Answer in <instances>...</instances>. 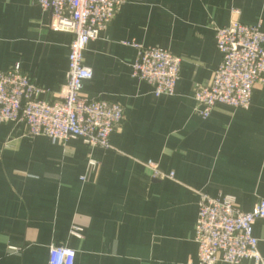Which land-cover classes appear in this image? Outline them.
Listing matches in <instances>:
<instances>
[{
	"label": "crops",
	"instance_id": "crops-1",
	"mask_svg": "<svg viewBox=\"0 0 264 264\" xmlns=\"http://www.w3.org/2000/svg\"><path fill=\"white\" fill-rule=\"evenodd\" d=\"M233 20L264 30V0H128L121 7L84 51L93 76L81 94L124 107L110 148L30 137L22 122L0 125V264H49L52 245L73 249L75 264H196L201 193L231 195L244 212L264 199V80L249 109L220 104L203 118L194 98L221 61L215 27ZM51 23L32 0H0V70L20 63L49 101L66 81L72 41ZM128 41L181 57L173 95L156 96L133 77L137 49ZM148 162L173 177H155ZM254 235L264 257V219Z\"/></svg>",
	"mask_w": 264,
	"mask_h": 264
},
{
	"label": "built area",
	"instance_id": "built-area-1",
	"mask_svg": "<svg viewBox=\"0 0 264 264\" xmlns=\"http://www.w3.org/2000/svg\"><path fill=\"white\" fill-rule=\"evenodd\" d=\"M52 15L51 27L72 34L66 81L57 99L46 100L47 91L24 72L20 63L0 70V125L24 123L30 137L47 136L66 141L81 138L91 147L110 148L111 134L125 118L120 102L88 98L81 94L83 82L93 73L84 63L89 41L96 39L128 0H32ZM216 47L221 61L209 83L194 91L197 111L210 116L217 105L249 109L257 83L264 80V30L261 23L233 20L215 27ZM125 44L137 49L132 75L150 84L156 96L173 95L180 78L182 59L168 49L135 41ZM96 162L90 161V166ZM155 177H173L148 162ZM84 178V176H83ZM264 219V199L252 211H241L231 195L200 194L194 240L198 245L196 264L245 259L264 264L254 235V224ZM72 234L81 236L74 227ZM49 264H75V251L65 245L50 247Z\"/></svg>",
	"mask_w": 264,
	"mask_h": 264
}]
</instances>
